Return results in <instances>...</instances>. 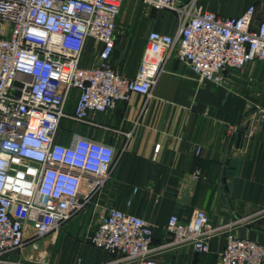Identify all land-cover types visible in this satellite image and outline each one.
Segmentation results:
<instances>
[{
    "label": "built area",
    "instance_id": "built-area-1",
    "mask_svg": "<svg viewBox=\"0 0 264 264\" xmlns=\"http://www.w3.org/2000/svg\"><path fill=\"white\" fill-rule=\"evenodd\" d=\"M138 1L175 13L178 25L172 34L148 32L128 77L111 63L123 0H0V262L82 212L107 184L118 151L76 128H104L93 116L134 94L149 99L172 57L216 85L226 84L229 69L264 64V13L255 20L256 6L222 16L201 0ZM91 43L97 63L82 67ZM98 217L91 244L110 255L104 264H157L155 255L182 246L207 253L223 233L219 264H264L260 243L212 226L203 210L185 223L172 214L161 246L141 217L116 207Z\"/></svg>",
    "mask_w": 264,
    "mask_h": 264
},
{
    "label": "crops",
    "instance_id": "crops-1",
    "mask_svg": "<svg viewBox=\"0 0 264 264\" xmlns=\"http://www.w3.org/2000/svg\"><path fill=\"white\" fill-rule=\"evenodd\" d=\"M176 28L151 23L141 31L135 49L134 38L124 35L132 26L117 30L113 67L133 77L148 32L172 34ZM98 49L90 44L82 67L97 63ZM131 53H136V66L126 71ZM225 76L224 85L199 82L172 57L149 99L134 94L129 102L93 116L104 128H76L118 151L107 184L82 212L46 236L29 239L0 264H104L110 255L94 247L91 237L99 213L109 207L147 220L153 226V246L168 241L165 228L172 214L185 223L203 210L212 226L229 228L236 237L264 248V64L254 61L227 70ZM76 95L73 91V98ZM240 130L244 135L236 148ZM31 233L29 228L27 237ZM224 244L225 233L210 241L207 253L182 246L154 258L157 264H219Z\"/></svg>",
    "mask_w": 264,
    "mask_h": 264
},
{
    "label": "rangeland",
    "instance_id": "rangeland-1",
    "mask_svg": "<svg viewBox=\"0 0 264 264\" xmlns=\"http://www.w3.org/2000/svg\"><path fill=\"white\" fill-rule=\"evenodd\" d=\"M200 5L204 6L206 10L215 11L224 16H238L250 5H254L256 6L255 20H260L264 13V0H201ZM151 23L158 24L160 28L166 30H173L178 25V16L167 10L154 11L147 8L143 11L138 0H123L122 9L117 19V30H123L125 26H132V32H126L124 35L134 38L131 39L134 49L137 47L141 31L149 29ZM136 61V53H131L130 58L126 61L125 70L134 68Z\"/></svg>",
    "mask_w": 264,
    "mask_h": 264
},
{
    "label": "water",
    "instance_id": "water-1",
    "mask_svg": "<svg viewBox=\"0 0 264 264\" xmlns=\"http://www.w3.org/2000/svg\"><path fill=\"white\" fill-rule=\"evenodd\" d=\"M244 135V130H240L237 132V136H236V141H235V147L238 148L240 146V143L242 141ZM223 183L225 182L224 178H223Z\"/></svg>",
    "mask_w": 264,
    "mask_h": 264
}]
</instances>
